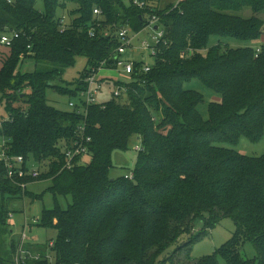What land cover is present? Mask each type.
Returning a JSON list of instances; mask_svg holds the SVG:
<instances>
[{"label":"trees","instance_id":"trees-1","mask_svg":"<svg viewBox=\"0 0 264 264\" xmlns=\"http://www.w3.org/2000/svg\"><path fill=\"white\" fill-rule=\"evenodd\" d=\"M141 1L143 9L134 0H0V38L20 34L1 59L0 104L9 119L1 123L0 142L8 157L45 168L21 182L50 183L34 195L8 179L0 162V197L34 202L52 195L53 207L34 224L57 233L50 241L54 258L33 262L13 245L11 252L0 248V264H165L197 221L215 227L226 218L236 225L232 238L194 264H264V155L229 147L264 135V45L229 42H264V0H182L164 9L159 0ZM245 8L254 16L236 14ZM63 15L71 24L65 31ZM153 16L165 43L152 70L136 76L126 95L83 111L49 104L51 89L78 98L88 76L111 58L118 43L102 27L140 32ZM78 57L87 60L80 79L60 84ZM27 60L34 71L22 69ZM193 80L214 92L208 120L200 112L204 95L186 87ZM134 140L141 146L134 179H110L113 153L130 150ZM77 143L88 154L68 168L64 150ZM247 243L254 258L244 253Z\"/></svg>","mask_w":264,"mask_h":264},{"label":"rangeland","instance_id":"rangeland-1","mask_svg":"<svg viewBox=\"0 0 264 264\" xmlns=\"http://www.w3.org/2000/svg\"><path fill=\"white\" fill-rule=\"evenodd\" d=\"M179 0H159L158 6L161 9L169 6H176ZM39 10L43 9V2L39 1L37 4ZM63 13H61L62 15ZM243 18H251L254 16L252 9L245 8L243 11L236 13ZM64 16V15H63ZM66 16V15H65ZM259 17L264 20V14H260ZM68 18V17H67ZM69 21V18H68ZM70 22V21H69ZM264 29V28H263ZM111 26L101 28V33L111 31ZM114 32V31H113ZM114 34V33H113ZM140 39L148 40L149 37L146 33L139 36ZM233 47H252L254 49L260 48L264 45L262 40L256 42H243V41H229ZM136 46H139L138 42H135ZM8 48L0 45V70L2 68V54H6ZM146 53V52H145ZM129 55V54H128ZM130 57L131 54L129 55ZM145 59L148 62H152V59L145 54ZM135 59L141 61V55L135 54ZM35 63L31 60L25 61L22 69L30 72L34 71ZM87 66V60L84 57H78L77 62L74 66L66 68L63 74V80L66 85L67 83H75L80 79L81 73ZM99 77H104L107 81L102 88L101 96H97L101 103L102 101H109L112 97L111 94L115 90L113 84L115 81L120 80L125 82L129 81V77L120 72V70L114 69H101L99 71ZM189 89L197 90L202 93L205 97V104L201 105L200 112L205 120H208V104L215 99L214 92L208 89L199 80H193L191 83L186 85ZM47 98L49 104L60 109L62 111H72L69 103L73 102L77 104L78 98L71 97L58 93L54 90H48ZM9 116L6 114L4 106L0 104V126L4 120H8ZM139 145L136 140L132 142L131 149L128 151L117 150L113 153V168L109 172L110 179L117 180L123 176L129 177L134 171L136 160L139 151H136V146ZM4 144L0 142V152L4 148ZM235 149L237 152L246 155L248 157H261L264 155V135L258 141H252L246 137H241L236 145L229 146ZM40 173L45 171V168L37 166ZM50 183L46 179H39L33 184L28 186V190L34 195L42 194ZM62 206H66V202H61ZM53 207V197L50 194L44 195L42 200L34 201L32 198L26 196L25 198H9L8 195L0 197V248L5 252H11L12 246L20 245L18 253L19 257L28 255L30 260L33 262L42 260L43 258H54V254L51 252L50 244L51 239L56 238V231L53 229H46L36 226L37 220L41 218V214L44 208ZM6 213V214H4ZM34 224V225H33ZM27 227L25 228V226ZM236 230L234 221L230 218L223 219L218 225L207 226L201 221H197L195 228L191 235H184L182 240L173 245L175 249H171L170 252L177 253L174 255L171 261H167L165 264H194L208 255H213L221 248H223L228 241L232 238ZM26 232L27 238L23 241V233ZM178 245V246H177ZM174 246H177L175 248ZM244 253L248 258H254L256 256V250L251 243H247L244 248ZM11 257H14L11 254ZM18 261V259H17ZM162 261V260H161ZM220 262L223 260L220 258Z\"/></svg>","mask_w":264,"mask_h":264},{"label":"built area","instance_id":"built-area-1","mask_svg":"<svg viewBox=\"0 0 264 264\" xmlns=\"http://www.w3.org/2000/svg\"><path fill=\"white\" fill-rule=\"evenodd\" d=\"M5 1L9 4L14 2V0ZM181 1L182 0H179L178 4ZM133 4L142 9L146 7V3L141 0H134ZM94 14L97 16L98 20L102 19L103 13L100 9H95ZM60 21V28L62 31L71 28V24L68 21L67 16H62ZM158 21L159 19L156 16L149 18V25L140 32H134L130 27L127 26L116 29L114 32H105L103 35L106 38L108 36L114 38L118 45L116 46L111 58H109V60H105V62L102 63V66L97 71L93 70V72L88 76V78L85 80L86 89L79 94V102L77 104L70 102V107L72 109L83 111L90 105L99 104L98 102L100 101L98 100L97 96H101L102 88L104 87V84L107 83L104 77H99V71L101 69L120 70V72H123V74L129 77V81H115L113 84L115 90L111 94V96L115 98H119L127 94L130 85H132L134 82H137L135 79L136 76L139 74L149 73L152 70L155 60L158 56V47L160 44L165 43L163 40L165 37V32L162 27L158 25ZM88 31L91 38L96 37L97 33L94 27L89 28ZM143 33L148 35V40L139 38V36ZM18 38H20V34L18 32H6L1 36L0 44L10 48L13 45V42ZM135 42H138L139 46H136ZM136 53L141 55V61H137L135 59ZM128 54H131L132 57H130ZM145 54H147L148 57L152 59V62H148L145 59ZM116 82H123L124 84L121 86H116ZM89 141L90 139L88 138L87 142ZM135 149L136 151H141V146L137 145ZM64 154L67 159L66 166L71 168L77 158L84 157L86 154H88V147L82 143H77L73 147L65 149ZM0 162L5 163V167L7 169V178L15 182L23 190H25L29 185L27 183L21 182V180L27 178L28 176L32 178H38L41 174L37 168L38 165L33 162L26 163L22 156L10 158L6 155L4 148L0 152ZM126 178L133 180V172L129 177ZM22 238L23 241L27 238L26 232L23 233Z\"/></svg>","mask_w":264,"mask_h":264},{"label":"water","instance_id":"water-1","mask_svg":"<svg viewBox=\"0 0 264 264\" xmlns=\"http://www.w3.org/2000/svg\"><path fill=\"white\" fill-rule=\"evenodd\" d=\"M156 29H157V27H156ZM0 186H1V180H0Z\"/></svg>","mask_w":264,"mask_h":264}]
</instances>
